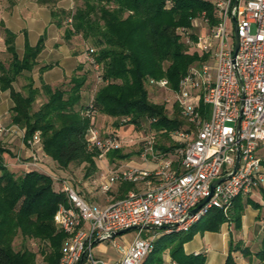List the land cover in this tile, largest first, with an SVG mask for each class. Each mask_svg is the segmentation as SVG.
Wrapping results in <instances>:
<instances>
[{"label": "trees", "instance_id": "trees-1", "mask_svg": "<svg viewBox=\"0 0 264 264\" xmlns=\"http://www.w3.org/2000/svg\"><path fill=\"white\" fill-rule=\"evenodd\" d=\"M51 1L37 0L39 4ZM76 1H80L81 6L74 11L53 8L50 16L58 27L63 26L62 17L68 22L64 28L65 39L80 35L85 43L92 45L86 50H93L103 82L94 93V108L114 118L118 127L132 124L137 128L150 121L149 129L155 136L170 139L168 132L181 129L186 123L178 116L176 106L173 115L169 116L165 104L149 99L148 80L166 78L169 87L177 89L188 67L204 59V55L189 51L179 29L193 31L189 36L195 39L197 29L192 27V19L204 12L213 23V6L206 0ZM0 26L5 52L9 55L6 64L0 61V90L9 92L13 104L11 123L24 130L25 140L38 132L42 151L60 168L84 163V177L92 176L97 171L95 159L98 151L87 146L85 133L89 118L83 115L86 105L81 104V91L87 74L74 73L67 88L63 84L52 87L44 82L35 87L32 77L25 76L24 93L16 90L12 83L25 72L32 71L43 49L44 36L41 35L34 45L25 39L20 56L16 51L14 32L1 22ZM48 67L46 65L43 69ZM40 94L45 96V100L33 110ZM201 110L205 113L206 106L201 105ZM121 118H126V121L122 122ZM176 147L173 141L169 146L154 145L165 155L174 152ZM8 152L0 141V264H37V255H40L41 262L58 264L65 234L57 228L54 215L58 205L65 203V196L56 191L52 177L45 173L29 170L17 175L11 171L4 162V154ZM107 155L119 159L129 157L128 154H119L118 149ZM260 160L264 167V159L260 157ZM132 187L130 183H123L119 190L124 195ZM259 187L236 196L226 213L210 208L185 229L155 230L158 236L141 264H161L166 250L175 264H205V255L202 252L186 254L184 243L197 233L219 231L224 222H231L235 230L241 229V218L247 205L262 209L259 215L262 218L264 205L250 198V194ZM261 193L264 197V190ZM17 237L21 238L18 249L14 247ZM30 240L38 242L37 252L28 247ZM238 251L252 261L251 264H263L264 230L255 251L240 240L230 239L225 264H235L233 253Z\"/></svg>", "mask_w": 264, "mask_h": 264}, {"label": "built area", "instance_id": "built-area-1", "mask_svg": "<svg viewBox=\"0 0 264 264\" xmlns=\"http://www.w3.org/2000/svg\"><path fill=\"white\" fill-rule=\"evenodd\" d=\"M213 6L214 22L206 13L192 19L191 30L179 29L190 52L204 55L191 64L180 78L177 89H171L166 78H149V84L169 94L167 105L176 106L185 127L170 132L177 147L176 159H162L154 167L124 165L109 169L99 183V192L107 196L116 184L130 183L144 189H130L123 197L109 198L105 204L87 201L78 191L77 180L70 176H51L60 184L65 203H60L54 215L57 228L65 234L58 264H141L151 252L158 236L150 229L136 230L126 239L115 232L132 226H172L185 229L210 208L227 212L233 199L264 184V167L258 150L264 146V0H206ZM169 1H167L168 3ZM237 25L238 48L235 56L233 23ZM92 49L85 61L99 74ZM102 79L97 75V82ZM93 95L83 115L89 118L85 133L88 148L98 151L96 161L118 149L117 136L101 137L96 125L97 110ZM201 105L210 106L205 113ZM122 122L126 118H121ZM150 123V121L148 122ZM0 121V134L7 132ZM10 131V130H9ZM32 151L24 166L39 162L35 150H42L39 133L24 139ZM155 135L144 138L143 157H156ZM237 153L239 160L233 174ZM229 177L211 190V183ZM209 197L192 218L190 210ZM108 245L117 256L106 260L99 246ZM165 264H175L168 259Z\"/></svg>", "mask_w": 264, "mask_h": 264}, {"label": "crops", "instance_id": "crops-1", "mask_svg": "<svg viewBox=\"0 0 264 264\" xmlns=\"http://www.w3.org/2000/svg\"><path fill=\"white\" fill-rule=\"evenodd\" d=\"M4 2L5 3L0 2L2 3L0 4V22L6 28L14 32L16 36L15 47L20 56L23 53L25 39L30 45H34L41 35L44 36V46L36 59L35 66L31 72H25L27 74L24 73L23 75L31 76L35 87H40L42 82L52 87L59 86L63 82L69 80L74 73H86L85 68L87 69V65L85 63V52L83 51L84 44H86L85 41L82 38L80 40L81 42L78 40V37H81L80 35H73L65 39L63 28L58 27L51 21L50 10L46 6L47 4H39L37 0H6ZM0 52H5L2 30L0 33ZM46 65H49V67L43 69ZM87 82L88 75L85 84ZM12 86L14 87V82ZM12 105L8 90H0V121L5 124L7 123L6 125H9V130L11 131L5 134L6 137L2 142L7 143L4 144V146L9 150L11 156L20 153V155L30 157L32 153L31 149L24 145L22 138L21 141H19L18 137L13 135V133H16L21 137L22 128L11 123L10 109ZM6 118L8 119L7 122H5ZM35 151V154L39 157V162L29 170H36L52 176L48 164L41 162L40 151H43ZM44 156L47 157L45 153ZM258 156L261 157L260 154H258ZM112 161L113 159H109L107 155L101 161H96L99 169H97L92 176L86 178L80 186L77 185L79 193L86 200L89 199V197L92 199V201L89 202L102 205L105 204L109 198H120L126 194L122 195V192L119 190L121 184L114 185L107 196L99 192V183L109 169L124 165H138L152 168L155 165V163H137L129 161L125 164L121 163L119 166H116L117 163H113ZM15 166L18 170L24 167L23 164L17 162ZM11 171L16 173L17 169ZM91 183L97 185V192L93 191L94 187ZM131 189L142 190L144 188L142 186H133ZM250 198L260 205H264V197L261 190H254L250 194ZM261 210L262 209H255L247 205L241 218V229L235 230L231 222H224L217 232L205 231L195 234L190 241L184 243V252L186 254H197L202 252L206 258L205 264H225L230 239L234 241L240 240L245 246H249L251 251H255L264 230V216L259 218ZM104 248H106V246H104ZM107 252H104V256L102 254L99 255L108 261L113 260L117 256L115 253L114 255H109ZM233 256L235 264L252 263V261L250 262V260L244 257L239 251L233 253Z\"/></svg>", "mask_w": 264, "mask_h": 264}, {"label": "rangeland", "instance_id": "rangeland-1", "mask_svg": "<svg viewBox=\"0 0 264 264\" xmlns=\"http://www.w3.org/2000/svg\"><path fill=\"white\" fill-rule=\"evenodd\" d=\"M4 1L6 0H0V2L5 3ZM2 4V3H0ZM47 8L49 10L53 9V8H57V9H63L66 11H74L77 7L81 6V2L80 1H76V0H53L51 1V3L46 5ZM62 23H63V30L64 28L68 25V22L62 17ZM1 26H0V33H1ZM78 40H81V37H78ZM81 42V41H80ZM82 44V43H81ZM92 45H90L89 43L84 44V52L85 55L87 54V48L90 47ZM9 59V55L5 52H0V61L3 63H7ZM86 74L88 75V82L86 84H84L82 91H81V104L83 106L87 105L88 101L90 100L91 96L93 95V90L97 89L99 86H101L103 84V82L98 83L97 82V74L93 68L91 67H87V69L85 68ZM27 74V73H25ZM69 80L63 82V86L64 88H67ZM26 83L25 80V76H20L18 77V79L14 82V88L21 91L22 93H24V90L22 88V86ZM61 84V85H62ZM38 86V85H37ZM147 91H148V95H149V99L154 102V103H159V104H165V108H166V112L169 116H172L174 113V106L171 107L170 105H167V99L169 98V94L163 90V89H158L155 88L153 86H151L150 84L147 85ZM45 100V96L43 94H40L38 96V98L36 99V101L33 104V110H36L38 108V106L41 104V102H43ZM206 111H210V106L207 105L206 106ZM179 114V112H178ZM181 119L182 117L180 116V114L178 115ZM8 118V117H7ZM6 118V121H8V119ZM183 120V119H182ZM115 120L114 118H111L109 116H105L99 112H97L96 114V125L97 128L100 132L101 137H108L110 135H115L117 136V138L119 139L120 142V147L118 148L119 150V154H128L129 157L125 158V159H119L117 156H112L113 158L109 157V159H113V163H117L116 166H119L121 163L125 164L129 161H134L137 163H142V162H148V163H158L160 160L162 159H176V156L174 154V152H170L168 154H163L161 153L159 150H156L154 148V151L156 152V157L157 158H152L151 156H147L146 158L142 156V152L144 149V138L148 135V132L150 131L149 129V123L148 122H144L141 127H134L132 124H128V125H121V126H115ZM7 124V123H6ZM5 123L2 122V125L4 126L5 129H9V125H6ZM11 131H7L3 134L0 135V141L2 142V140L6 137V133H10ZM151 132V131H150ZM172 132V131H170ZM170 132H168V136L170 138ZM154 133V132H152ZM13 135H16L19 139V141H21V137H19V135H17L16 133H13ZM155 135V133H154ZM171 139V138H170ZM166 137L163 136H159L156 134L155 136V143L157 144H161L164 146H169L172 143V139L170 140ZM3 143V142H2ZM7 144L6 142L3 143ZM258 154L261 155V157L264 159V146H262L260 148V150L258 151ZM40 157H41V162L48 164L49 166V170L52 176H70L73 177L75 180H77V184L80 186L84 181H85V177H84V168H85V164H71L69 167H67L66 169L60 168L59 166H57L55 164V162L49 157H45L44 153L40 151ZM16 157V158H15ZM31 160V157H26L25 155H20V153H17L15 156H11V154L5 153L4 154V162L6 164V166L10 169V170H16V174H22L24 173L26 170H29L31 168H33V166L31 165H26L24 167H22L21 169L18 170V168L15 166L16 162L23 164L27 161ZM111 162V163H112ZM97 169L98 166L96 164ZM94 187V192L98 191L97 185L95 183H91ZM264 184L261 185L258 189L259 190H264ZM54 188L56 189V191H60V184L57 182H54ZM89 197V196H88ZM88 201H92V199L89 197V199H87ZM155 230H144L143 234H145L146 232H152ZM136 230H130L125 232L123 235L126 239H131L133 238L134 234H135ZM260 240V239H259ZM28 247L34 251L37 252L38 250V242L34 241V240H30L27 243ZM21 246V238L17 237L14 240V247L16 249H18ZM104 246H106V248H104ZM100 251L98 252V254H105L107 251V253L116 254V252L114 250H112L108 245L106 244H101L99 246ZM105 249V250H103ZM105 252V253H104ZM108 255V256H109ZM104 256V255H103ZM107 256V257H108ZM37 264H47L45 262H41V257L40 255H37ZM171 259L168 250H166L163 254H162V263L161 264H165V261Z\"/></svg>", "mask_w": 264, "mask_h": 264}, {"label": "water", "instance_id": "water-1", "mask_svg": "<svg viewBox=\"0 0 264 264\" xmlns=\"http://www.w3.org/2000/svg\"><path fill=\"white\" fill-rule=\"evenodd\" d=\"M237 1L238 0H233L232 2V7L235 8L236 5H237ZM232 23H233V41H234V52H233V57L235 56L236 54V51H237V48H238V36H237V25H236V19L235 17L232 18ZM238 160H239V153H237V156H236V160H235V164L232 168V172L231 174H233L236 170V167L238 165ZM229 177V175L227 176H223L215 181H213L211 183V190L213 189V187L218 184L219 182L227 179ZM209 199V197L205 198L200 204H198L195 208H193L192 210H190L189 214H188V217L187 218H192L196 212L199 210V208L207 202V200ZM168 227H172V226H155V225H144V226H132V227H129V228H125V229H122V230H119L117 232H115L114 235H119V234H123L127 231H130V230H134V229H140V228H143V229H150V230H162V229H166Z\"/></svg>", "mask_w": 264, "mask_h": 264}]
</instances>
